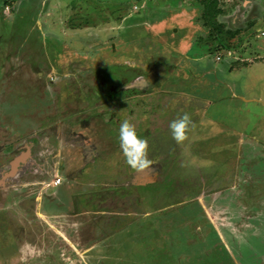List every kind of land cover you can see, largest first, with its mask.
I'll use <instances>...</instances> for the list:
<instances>
[{
	"label": "rangeland",
	"instance_id": "374dc122",
	"mask_svg": "<svg viewBox=\"0 0 264 264\" xmlns=\"http://www.w3.org/2000/svg\"><path fill=\"white\" fill-rule=\"evenodd\" d=\"M218 6L0 0V264H264V0ZM127 66L149 88L138 182L118 161L129 116L95 90ZM93 117L101 157L81 159L64 139Z\"/></svg>",
	"mask_w": 264,
	"mask_h": 264
},
{
	"label": "flooded vegetation",
	"instance_id": "af4514ba",
	"mask_svg": "<svg viewBox=\"0 0 264 264\" xmlns=\"http://www.w3.org/2000/svg\"><path fill=\"white\" fill-rule=\"evenodd\" d=\"M126 68H131L133 70L134 69L136 70V68H132L131 66H127ZM120 70L122 72L124 71L121 68H120ZM127 71H129V70H127ZM107 72H108V74H107ZM107 72H103V76L104 77H101V75H99L100 76V82H98L95 85V87H96L95 90L97 92V96H100L101 98L105 97V96H109L110 97L109 100L112 103H115V101H118V103H120V104L117 105L118 106L117 109H119L120 111L122 110L121 115H119V119H122L123 115L124 116L127 115L129 117H127L125 120H128L132 124H134L136 122L137 128H138V126L141 125V123L144 122V121L140 120V123H138V119L137 118H135V119L132 118V116H133L132 112H133V108L134 107H140V104L145 102L142 99L144 94L142 93V91H140V88H138L136 86H132V85L129 86V85L135 79L142 78V76L139 75L137 70H136V72H133L130 75H126V73H124V72H123V74H120L118 72H114V73L109 72V71H107ZM54 73L55 72H54L53 68H51L49 70V72H47V74H48L47 76L50 78V80H52V75ZM149 85L152 86V84H149ZM95 87H93V88H95ZM103 87L104 88L107 87L108 90H109V93L105 94ZM145 89H146V91L149 89L148 85H147V87L142 88V90H145ZM111 106L115 107L114 105H111ZM111 106L107 107V116H109V117L113 116L111 114V111L109 112V109L111 108ZM146 117H147V119H146ZM146 117L144 116V118L146 119L145 122H148L150 117L149 116H146ZM99 118H102V117H99ZM56 119H58V118H56ZM92 119H94V117L91 118V120H90L91 122L80 121L78 125H75L74 123H70V126H73V131H74V133H76V136H73L72 135L73 133L71 132L72 134H69V136L67 135V137L64 139V141L69 142L70 145H72L71 148H73L75 146H80L81 148L90 146V148L92 149L91 152L94 153V154H91V152H89L90 155H87L85 153L82 155V150H77V152L79 153L78 155L81 156V159L84 156H89V157H91L93 159H96L95 156L96 157H101L100 156L101 153L98 152V149H96L97 147L94 146V144L98 145L97 144L98 140L102 139V137H100L99 133H97V134H95V133L99 130L98 129V125L99 124L103 125V123L100 120L98 121L99 122L98 124L93 123L95 121L92 120ZM62 121H64V120L57 121L56 123L61 124ZM120 124H118V125H120ZM140 127H142V125ZM79 129H80V131H79ZM155 131H157V130L156 129L151 130V132H155ZM59 138H61V137H59ZM91 138H94V140L92 142L90 141ZM150 138H151V134H149V139ZM59 142H60V139H59ZM152 142H153L152 144H154V141H152ZM60 147L61 146H60V143H59V148H57V150H56V153L58 151L59 159H60L61 154H62V151H61ZM116 152L118 153V151H116ZM102 155H104V154H102ZM119 160H121L122 167L124 165L123 169L129 170V171L134 170V169H131V168H127V167H129V165H126V161H125L124 156L122 158H118V161ZM59 164L62 165V160H59Z\"/></svg>",
	"mask_w": 264,
	"mask_h": 264
},
{
	"label": "clouds",
	"instance_id": "9594fccd",
	"mask_svg": "<svg viewBox=\"0 0 264 264\" xmlns=\"http://www.w3.org/2000/svg\"><path fill=\"white\" fill-rule=\"evenodd\" d=\"M191 125L192 120L188 113H184L179 119L173 120L169 124L172 138L176 143H183L187 139ZM119 141L125 161L131 169L144 171L153 165V161L148 158V141L138 137L135 126L128 120H124L120 124Z\"/></svg>",
	"mask_w": 264,
	"mask_h": 264
},
{
	"label": "crops",
	"instance_id": "0c3cea01",
	"mask_svg": "<svg viewBox=\"0 0 264 264\" xmlns=\"http://www.w3.org/2000/svg\"><path fill=\"white\" fill-rule=\"evenodd\" d=\"M179 7H182V6H179ZM183 8H184V10H187V8H186V6H184V7H182V8H179V9H182L183 10ZM167 11V13H170V12H173V11H175V9H174V7L173 8H170V9H167L166 10ZM181 12V11H180ZM228 52H231L230 53V56L232 55V53H233V51H231L230 49L228 50ZM184 54V53H183ZM182 59H186V56L185 55H180V58L178 59V61H180V63L182 62L183 64H184V61L182 60ZM178 61H176L175 62V66L174 67H176L177 66V64L176 63H179ZM179 63V64H180ZM144 79V78H143ZM143 79L142 78H138V79H135L133 82H131L130 83V85L129 86H136L137 87V85L139 84L140 85V87H143L142 86V83H143ZM137 82V83H136ZM146 82V85L148 84L147 83V80L145 81ZM153 83V82H152ZM151 83V84H152ZM153 85V84H152ZM139 88V87H138ZM142 90V88H140V91ZM133 118H134V113H133ZM135 119V118H134ZM142 129H143V127H142ZM118 149V152L120 151V149L119 148H117ZM134 171H136V170H134ZM136 172H138V171H136ZM133 182H134V180H133V178L131 179Z\"/></svg>",
	"mask_w": 264,
	"mask_h": 264
},
{
	"label": "trees",
	"instance_id": "16d2710c",
	"mask_svg": "<svg viewBox=\"0 0 264 264\" xmlns=\"http://www.w3.org/2000/svg\"><path fill=\"white\" fill-rule=\"evenodd\" d=\"M207 1L208 0H200V3L203 6L204 11L206 9V12H208V11H210V10L213 9V12L215 13L214 14L215 16L217 14H220L221 13V9L218 6V0H210V2H209L210 4H208ZM204 11H203V13H205ZM230 32H231L232 36H234V32L233 31H230ZM226 33H228V32H226Z\"/></svg>",
	"mask_w": 264,
	"mask_h": 264
},
{
	"label": "water",
	"instance_id": "95a60500",
	"mask_svg": "<svg viewBox=\"0 0 264 264\" xmlns=\"http://www.w3.org/2000/svg\"><path fill=\"white\" fill-rule=\"evenodd\" d=\"M142 175H143V173L141 171L134 173V176H133L134 182H138V180L141 181Z\"/></svg>",
	"mask_w": 264,
	"mask_h": 264
},
{
	"label": "built area",
	"instance_id": "2783aa9c",
	"mask_svg": "<svg viewBox=\"0 0 264 264\" xmlns=\"http://www.w3.org/2000/svg\"><path fill=\"white\" fill-rule=\"evenodd\" d=\"M228 54L230 55V52H228ZM220 58L217 57V60H219ZM56 182L54 183L55 185L59 182V179L55 180Z\"/></svg>",
	"mask_w": 264,
	"mask_h": 264
}]
</instances>
